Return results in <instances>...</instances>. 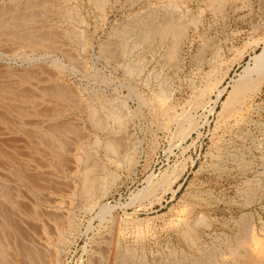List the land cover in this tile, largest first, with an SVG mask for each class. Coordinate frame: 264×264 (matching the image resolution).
I'll use <instances>...</instances> for the list:
<instances>
[{"label":"rangeland","instance_id":"obj_1","mask_svg":"<svg viewBox=\"0 0 264 264\" xmlns=\"http://www.w3.org/2000/svg\"><path fill=\"white\" fill-rule=\"evenodd\" d=\"M37 4L50 14L31 27L57 31L62 49L0 39V182L18 194L21 209L5 201L18 221L36 211L30 225L18 224L35 234L43 264H52L53 249L55 264H205L211 253L217 264H264V57L256 58L264 53V0ZM170 17L187 23L176 58L167 52L171 35L120 36ZM105 41L115 44L110 55L100 50ZM55 85L68 87L70 100L52 94ZM63 122L80 129L66 132L63 159L25 133ZM245 223L254 238L239 258L233 248ZM59 227L67 232L56 242ZM13 248L6 264H20Z\"/></svg>","mask_w":264,"mask_h":264},{"label":"bare ground","instance_id":"obj_2","mask_svg":"<svg viewBox=\"0 0 264 264\" xmlns=\"http://www.w3.org/2000/svg\"><path fill=\"white\" fill-rule=\"evenodd\" d=\"M40 1V3H39ZM30 0L29 2H27V4L25 6L22 5V7H19L18 5V2L16 1H11V2H6V3H0V29L1 30H5L3 28H6L7 27V24L6 23H9L10 25H12V30L9 31V28L7 27L6 30L8 31H1L2 32L0 34L1 38L2 39L3 37H7L8 39L11 40H19L21 41V44L23 43H26V44H29L31 46H42L43 48L45 49H51V51H53V49H62V46L59 42V38L57 37V31H54V30H41V29H33L32 27H35L33 26L32 24L35 22V21H38V20H47V18H45V16L47 14H50V11L48 10L49 6L46 7L45 2L46 0ZM55 1V0H54ZM223 1V0H222ZM38 2V4H37ZM48 2V0H47ZM50 2V1H49ZM44 3V4H43ZM35 4L39 5V4H43L44 7L42 9H39L38 8H33V6H35ZM8 5H10L11 7H8ZM37 7V6H36ZM51 7V6H50ZM55 8V6H54ZM38 11H37V10ZM51 10V9H50ZM53 10V9H52ZM51 10V11H52ZM57 10V9H56ZM55 11V10H54ZM58 11V10H57ZM49 12V13H48ZM53 12V11H52ZM51 12V14H52ZM222 14V13H221ZM53 15V14H52ZM69 15V14H68ZM40 17V18H39ZM44 17V18H43ZM48 17V15H47ZM140 17V16H139ZM168 17V16H167ZM165 18V17H164ZM139 21V20H138ZM154 22H141L138 26H134V25H137L136 23L133 25V28H131V26L129 27H126V28H122L123 30L121 31V35L122 36V39H126V37L128 35H134V33H137V34H140L142 35L143 37H155L156 35H159L161 38L162 37H167V35H171L173 37V41H172V45L169 47V50L167 51L168 52V56L171 58H173L175 55H177V49L180 47V43H181V40L182 38L185 36L186 34V24L180 22L179 20L175 19L174 17H170V18H166L164 19L162 22H155V20H153ZM157 21V20H156ZM3 22H6L4 26L2 23ZM129 22V21H128ZM140 22V21H139ZM41 23V26L44 24L42 22H39ZM47 23V22H46ZM143 23V24H142ZM48 24V23H47ZM131 24V23H130ZM32 25V27H31ZM46 25V24H45ZM40 26V24H39ZM37 27V26H36ZM35 27V28H36ZM43 27V26H42ZM125 27V26H124ZM38 28V27H37ZM72 31V29H71ZM132 33V34H131ZM3 36V37H2ZM60 36V35H59ZM61 37V36H60ZM6 38V39H7ZM5 39V40H6ZM7 39V40H8ZM121 39V40H122ZM141 39V36L140 38ZM138 39V40H139ZM6 40V41H7ZM122 40V41H123ZM128 40V39H127ZM142 40V39H141ZM151 40V39H150ZM135 41V40H134ZM137 41V39H136ZM135 41V42H136ZM18 42V41H15V43ZM23 42V43H22ZM125 42V41H124ZM11 43V42H10ZM114 42H110V41H105L103 43H101L100 45V50L101 52L104 51V52H107L109 55H110V52L112 53V50L115 49V44H113ZM100 44V43H99ZM135 43H133L134 45ZM138 44V43H137ZM118 47H119V53L122 51V53L124 54V49L127 47H125L126 44H124L123 42H119L118 40ZM128 45V44H127ZM132 45V44H131ZM22 46V45H21ZM137 46V45H136ZM131 48V47H130ZM129 48V49H130ZM180 50V49H179ZM56 51V50H55ZM130 51V50H128ZM203 51V50H202ZM126 53V51H125ZM105 54V53H104ZM122 54V55H123ZM264 53H257L256 55V58L258 60L261 59V57L263 58ZM112 55V54H111ZM169 58V59H170ZM176 58V56H175ZM120 60V59H119ZM256 60V59H255ZM256 60V62H257ZM258 60V61H259ZM258 66H262L264 65V58L257 63ZM248 73V71H246ZM20 74V73H19ZM24 74L23 75L24 77H28V78H37V74H34V73H31V72H26L24 71ZM36 75V76H35ZM246 75V74H245ZM245 77V76H244ZM244 77H242L244 79ZM247 77V76H246ZM27 78V79H28ZM241 78V79H242ZM38 81H39V77L37 78ZM239 85V84H238ZM56 86V85H55ZM68 88V87H67ZM65 86L63 85H58L56 86L55 88H51L52 89V94H57V95H60L59 97H64V99L66 100H70L69 96H70V89L68 90ZM226 86H224L222 89H221V92L219 93L218 97L217 98H220V96L223 94V91L225 90ZM22 89V88H21ZM9 90V88H8ZM14 90V89H13ZM2 92V91H1ZM0 92V93H1ZM4 92V91H3ZM2 92V93H3ZM45 93V91H43ZM47 92H50L46 91V94ZM50 92V94H51ZM8 94L10 93L7 92ZM12 94V93H11ZM10 94V95H11ZM40 95V94H39ZM12 96V95H11ZM31 96V95H30ZM43 97V96H42ZM71 97V96H70ZM1 99V98H0ZM3 99V98H2ZM73 100V99H72ZM30 101V100H29ZM75 101V100H73ZM66 105V104H65ZM76 105V103H75ZM9 106V105H8ZM33 105H31L30 107H32ZM35 106V104H34ZM34 106L32 108H34ZM7 107V106H6ZM10 107V106H9ZM15 107V106H14ZM19 106H16L15 108H17ZM21 107H24L22 109H20ZM20 108H17V109H20L18 112H17V109H16V112L17 114H20L21 116H26V115H29L31 114V110L29 111V107L25 108V106H21ZM36 107V106H35ZM42 107V106H41ZM78 107V106H77ZM5 108V107H4ZM81 108V107H80ZM33 110L36 111V109L34 108ZM32 110V111H33ZM39 110V109H38ZM37 110V111H38ZM50 110V109H49ZM40 111V110H39ZM48 111V110H47ZM51 111V110H50ZM46 112V111H45ZM38 113V112H36ZM59 113V112H56V114ZM89 113L91 114V117H92V120L95 121V123L98 125V124H101L102 122H100V120L97 118L96 114V110L90 108L89 110ZM34 114V113H33ZM39 114V113H38ZM50 114V113H49ZM48 114V115H49ZM55 115V114H54ZM46 116V115H45ZM2 118V117H0ZM11 118V117H10ZM5 119V118H4ZM67 119V118H66ZM6 121V120H4ZM27 121V120H26ZM8 123V121L6 122ZM37 124V123H36ZM50 124V123H49ZM55 124V123H54ZM53 124V125H54ZM58 125H49L47 127H38L36 129H28V131H25V133H29L30 136H32L33 138L31 139H36L35 141L39 142V144L41 143V145H43L45 148V150L49 151L51 154H53L56 158L58 159H63L65 157L66 154H64V148H66V146H68V138H67V135H66V132L67 134L70 133V131L74 132V133H77L80 129H77L76 126H74L72 123H68V122H63V125L57 123ZM39 125V124H38ZM60 125V126H59ZM50 126L52 128H50ZM14 127V126H13ZM20 128V127H19ZM18 128V129H19ZM25 129L26 127L24 126H21V130L22 129ZM34 128V127H33ZM69 131V132H68ZM63 133V134H62ZM66 135V136H65ZM38 144V143H36ZM1 145V144H0ZM42 146V147H43ZM109 149H112L111 151L115 150V146H116V143L114 140H109L107 145H106ZM106 147V148H107ZM8 150V149H7ZM110 151V152H111ZM44 152V151H43ZM24 153V152H23ZM49 153V154H50ZM87 153V152H86ZM90 153V152H89ZM64 154V155H63ZM15 155V154H14ZM88 156V155H87ZM6 157V156H5ZM16 157V156H15ZM91 157V156H90ZM13 158V157H12ZM18 157H16L15 159H17ZM91 159V158H90ZM20 160V159H19ZM86 160V159H85ZM21 162V161H19ZM23 162V161H22ZM21 164V163H19ZM87 164V163H86ZM97 164V163H96ZM24 165V164H23ZM23 168V167H21ZM58 169V168H57ZM89 169V168H88ZM87 170V169H86ZM100 170V169H99ZM42 172V171H41ZM96 172V171H94ZM31 174V173H30ZM29 174V178H31V181L35 180L36 177L35 175H30ZM85 174V173H84ZM92 173L89 172V170H87V173L85 174V180L89 183L92 182L93 179H95V177L93 178V175H91ZM39 175V173L37 174ZM57 175V174H56ZM11 177V176H10ZM41 177V176H40ZM39 177V178H40ZM51 177V176H50ZM21 178V177H20ZM64 178V177H63ZM41 179V178H40ZM30 180V179H29ZM38 180V178H37ZM35 181V182H38V181ZM96 180V179H95ZM94 180V181H95ZM98 180V179H97ZM1 181V180H0ZM62 181V180H61ZM96 183V181H95ZM35 184H38V183H35ZM40 184V183H39ZM38 184V185H39ZM47 184V182L45 183V185ZM92 184V183H91ZM37 185V186H38ZM43 185H44V182H43ZM42 185V186H43ZM44 185V186H45ZM47 186V185H46ZM45 186V187H46ZM69 186V185H68ZM92 186V185H91ZM93 186H96V184H94ZM90 187V186H89ZM47 188V187H46ZM15 189V188H14ZM20 189V188H19ZM88 189V187H86V190ZM94 189V188H93ZM84 190V191H86ZM89 190V189H88ZM92 191V190H91ZM15 192V191H14ZM13 192V189L12 187H10L8 184L6 183H2L0 182V198L2 200H4L2 203L0 202V264H6V258L7 256H9V254H11L9 252V248H13L15 250V256L18 257V261L20 264H43L45 263L43 258H42V252L44 250L40 249L36 242V238H33L31 237L30 235L34 234L31 232L30 234V231L29 229H27L26 225H23L25 226L24 229H22L18 224V222H20L21 220L23 222H27V224H31L29 223L28 221H26L32 212V214H34V212H36L35 210L32 211L31 213L29 212H25L24 210V216H23V219H20L19 217V221L18 219H16L15 215L14 214V210L12 208H8V206L5 204V201H7L8 203H11L13 206L17 207L18 209H21V201H18L19 199L16 198V196L18 197V194L16 195V192L14 193ZM89 192V191H88ZM14 193V194H13ZM17 193H19V191H17ZM20 194V193H19ZM35 194V193H34ZM37 194V193H36ZM35 194V195H36ZM38 195V194H37ZM21 196V194H20ZM41 197V196H40ZM38 197V198H40ZM23 204V203H22ZM25 205V204H24ZM23 205V206H24ZM37 205V204H36ZM35 205V209L37 210V206ZM33 206V205H32ZM94 206V205H93ZM108 206V204H105V206L103 207H106ZM26 207V206H25ZM24 207V209H25ZM28 207V206H27ZM34 207V206H33ZM16 208V209H17ZM31 208V207H30ZM15 209V208H14ZM27 209V208H26ZM34 209V208H33ZM31 209V210H33ZM103 209V208H102ZM16 211V210H15ZM40 212V211H39ZM23 213V212H22ZM37 213H38V210H37ZM199 213V212H198ZM18 215V214H17ZM35 215V214H34ZM33 215V216H34ZM21 216V215H20ZM26 216V217H25ZM32 216V215H31ZM251 217V216H250ZM22 218V217H21ZM37 217H35L36 219ZM56 218V217H55ZM67 220H68V224H67V229H69V225L70 223L72 222V218L70 215L67 216ZM199 218V217H198ZM196 218L197 220H200V218L198 219ZM53 219V218H52ZM34 220V219H33ZM201 220H203V218H201ZM21 221V222H22ZM32 221V220H30ZM20 222V223H21ZM33 224H36V223H33ZM247 223H245L244 225L245 226H242L241 227V230L240 231V234L237 235L236 237H238L239 239L237 241H235L237 243L236 245V248L233 250L235 251V254L237 257L241 256L240 254V250L242 249H247L248 250V247L250 245V243L252 242V239L254 238V234L251 235V240L250 238H248V236H250L248 234V228L249 226L246 225ZM37 225V224H36ZM247 226V227H246ZM69 227V228H68ZM60 228V227H59ZM62 228V229H61ZM59 232H58V238L56 240V242H59L63 239L62 236H64V234L67 232V229L64 227H61ZM25 229H27L29 232H27ZM31 229V227H30ZM32 229H35V228H32ZM36 229H38L36 227ZM263 230V229H262ZM39 231V230H38ZM38 231H36L35 233H38ZM44 232L45 229H43ZM66 231V232H65ZM254 231V230H253ZM40 233V232H39ZM47 233V232H46ZM45 233V234H46ZM251 233V232H250ZM30 234V235H29ZM42 235V234H40ZM39 235V236H40ZM256 235V234H255ZM32 236H35L32 235ZM51 236V235H50ZM36 237V236H35ZM43 237V236H42ZM39 241V240H38ZM48 241V245H51L54 247L56 246V244L52 243V241H50V238ZM47 247V246H46ZM54 247H52L51 249H53ZM42 248V247H41ZM48 248V247H47ZM246 251V250H245ZM51 253V257H52V260H51V263L52 264H55L54 262H58V258H57V250L53 249L52 251H50ZM221 253V252H220ZM212 254V253H211ZM211 254L209 255V258L207 259V263L205 264H217V261L214 259L213 255L211 256ZM221 255V254H220ZM9 257H12V256H9ZM240 258V257H239ZM8 259V258H7ZM194 259V258H193ZM10 260V259H9ZM193 262V264H195V260H190ZM203 261V260H202ZM201 261V262H202ZM181 262V261H180ZM200 262V261H199ZM205 262V261H204ZM8 264V263H7ZM58 264V263H56ZM192 264V263H191ZM201 264V263H200Z\"/></svg>","mask_w":264,"mask_h":264}]
</instances>
